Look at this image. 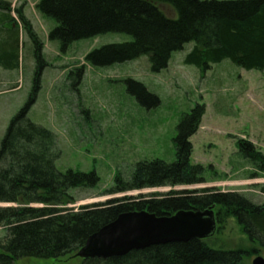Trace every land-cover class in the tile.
<instances>
[{
	"label": "trees",
	"instance_id": "1",
	"mask_svg": "<svg viewBox=\"0 0 264 264\" xmlns=\"http://www.w3.org/2000/svg\"><path fill=\"white\" fill-rule=\"evenodd\" d=\"M158 4L169 5L176 18H167ZM35 9L55 21L48 39L58 41L61 50L75 41L105 33L131 37L126 42L91 50L84 60L93 66L147 56L150 70L159 72L167 67L173 52L194 42L183 61L187 65L203 71L228 59L247 71L264 70V0H39ZM13 11L11 3L0 0V66L11 69L16 65L19 28L34 43L38 66L27 102L10 119L0 140V264L22 258H77L75 254L86 239L122 213L148 211L156 216H172L182 210L209 208L216 213V230L234 219L255 246L226 249L211 245L209 237L153 245L108 259L79 258V264H246L248 257L259 255L258 248L264 249V200L254 203L237 192H222L214 187L186 188L115 197L76 209L64 207L74 200L71 189L94 188L99 177L95 171H58L54 134L28 119L45 62L40 55L41 45L23 12L16 9L14 18ZM82 72L83 67H78L68 76H75L78 84ZM125 83L139 105L147 109L157 106L158 98L142 83L130 78ZM203 114L204 106L196 104L181 117L174 139V161H138L128 179L116 172L108 193L204 183L205 168L190 160V137ZM236 146L244 160L264 173V156L251 142L238 139ZM261 192L264 194V187Z\"/></svg>",
	"mask_w": 264,
	"mask_h": 264
},
{
	"label": "rangeland",
	"instance_id": "2",
	"mask_svg": "<svg viewBox=\"0 0 264 264\" xmlns=\"http://www.w3.org/2000/svg\"><path fill=\"white\" fill-rule=\"evenodd\" d=\"M4 1L11 3L14 11L23 12L41 45L40 55L45 62L28 119L54 134L58 171H95L99 177L94 188L71 189L69 193L74 200L64 207L76 209L120 196L206 187L237 192L254 203L264 200L261 192L264 173L244 160L236 146L238 139L247 140L264 156V70L247 71L225 59L202 71L183 62L194 42L173 52L167 67L159 72L150 70L147 56L109 66H93L84 60L91 50L126 42L131 37L105 33L75 41L61 50L58 41L48 39L56 23L36 11L39 0ZM157 6L167 18H176L169 5ZM14 11L12 16L16 18ZM1 17L0 12V21ZM18 39L16 65L11 69L0 66V140L10 119L27 102L38 66L35 45L29 35L19 28ZM78 67H83V72L77 84L76 77L68 74ZM129 78L142 83L155 95L157 106L147 109L139 105L126 90L125 81ZM196 104L204 106V114L190 137V160L191 164L205 168V182L109 194L116 172L128 179L138 161H174L177 125ZM207 241L226 249H249L253 245L234 219L228 220ZM258 249L257 256L264 258V249ZM255 257H248L246 264H251ZM79 263L78 257L70 255L58 260L22 258L12 264Z\"/></svg>",
	"mask_w": 264,
	"mask_h": 264
},
{
	"label": "water",
	"instance_id": "3",
	"mask_svg": "<svg viewBox=\"0 0 264 264\" xmlns=\"http://www.w3.org/2000/svg\"><path fill=\"white\" fill-rule=\"evenodd\" d=\"M215 217L212 208L182 210L172 216H156L148 211L122 213L89 236L75 256L80 259H108L153 245L204 240L216 230ZM251 264H264V258L256 256Z\"/></svg>",
	"mask_w": 264,
	"mask_h": 264
}]
</instances>
